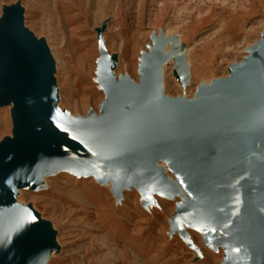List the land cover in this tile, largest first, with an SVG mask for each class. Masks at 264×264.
<instances>
[{"label": "water", "instance_id": "obj_1", "mask_svg": "<svg viewBox=\"0 0 264 264\" xmlns=\"http://www.w3.org/2000/svg\"><path fill=\"white\" fill-rule=\"evenodd\" d=\"M20 14L6 8L0 20V83L13 105V139L0 144V264H43L54 248L48 225L11 202L8 184L37 189V178L64 170L95 174L113 192L132 184L145 197L166 195L175 187L155 159L194 201L177 206L171 231L191 245L180 225L202 230L206 245H221L224 264H264V44L231 66L228 79L172 100L160 93V39L141 60L138 86L114 83L99 41L105 102L99 118L71 119L49 103L52 63L43 42L21 28Z\"/></svg>", "mask_w": 264, "mask_h": 264}, {"label": "rangeland", "instance_id": "obj_2", "mask_svg": "<svg viewBox=\"0 0 264 264\" xmlns=\"http://www.w3.org/2000/svg\"><path fill=\"white\" fill-rule=\"evenodd\" d=\"M14 7L21 11V28L57 57L54 108L81 120L99 118L105 102L96 74L99 35L108 57H115V80L127 76L134 86L140 84L139 62L160 39V93L187 100L226 78L247 49L260 46L264 31V0H0V20L4 9ZM179 49L188 67L180 81L173 58ZM9 139L12 120L1 106L0 144ZM80 180L75 186L73 176L59 173L44 182V190L15 196L14 205L55 233L58 252L48 264H224L223 249L207 248L198 233L187 230L193 246L171 231L182 199L153 197L143 207L132 188L115 198L109 186Z\"/></svg>", "mask_w": 264, "mask_h": 264}, {"label": "bare ground", "instance_id": "obj_3", "mask_svg": "<svg viewBox=\"0 0 264 264\" xmlns=\"http://www.w3.org/2000/svg\"><path fill=\"white\" fill-rule=\"evenodd\" d=\"M20 17H21V14H20ZM263 32H264V31H263ZM98 40H99V41L103 40V38H102L101 35L98 36ZM262 40H263V38L261 37V41H262ZM263 44H264V42L262 41L259 47H261V45H263ZM259 47H257L256 49H258ZM103 48H104V51H105L106 56H107V58H108V61H109V63H110V70H109V73H110V75L112 76L114 83L117 84L118 82L115 80L114 75L111 73L112 70L114 69L115 57L109 58V57H108V53H107L106 48H105V45H103ZM98 53H99V57H100L99 49H98ZM162 53H163V55H164V53H165L164 48H163V50H162ZM162 53H161V54H162ZM48 54H49V57H50V60H51V63H52V70H51V73H50V74H51V77H52V79H53V74H54V64H57V63H58V60H57V57H56L55 55L51 56L49 52H48ZM250 54H251V50L247 49V51H246V55H245V56L242 58V60H241L239 63H237L236 65L239 66V65L245 63V62L247 61V59H248V57H249ZM148 55H149V54H148ZM173 58H176V59H177V60H176L177 62H176L175 65H174V72L176 73V75H177V77L179 78V81H180L181 79H184V78L186 77L187 73H188V67H187V65H186V63H185V60H184V58H183L182 50L179 49V52H178V53H176V54L173 53ZM98 59H99V58H98ZM98 59H97V60H98ZM162 60H163V59L160 60L161 65H160V68H159V77H160V79H161V76L163 75V70H164V65H165L164 62L162 63ZM96 63H97V61H96ZM96 65H97V64H96ZM138 68H141V64H140V62H139V66H138ZM228 77H229V69H228L227 77H226V78H223V79H217V80H226V79H228ZM124 78H127V79L130 81V79H129L127 76H124ZM6 80H7V82H9V79H8L7 77H6ZM213 81H215V80H213ZM135 85H137V84L135 83ZM160 89H162L161 84H160ZM48 91H49V97H50V102H49V103H50L51 107L54 108V106H55V104H54V103H55V94H56V87H55V81H54V79H53V84L50 85V86H48ZM0 94H1V95L5 98V100H6V105H5V107H6V109L9 108V118L12 120V115H13V114H12V110H13L12 99H11L10 95L8 94V92H7V88H6L5 85L2 84V83H0ZM195 94H196V93H195ZM195 94L193 95V97L195 96ZM193 97H192L191 99H193ZM191 99H187V100H191ZM95 117L97 118V116H95ZM12 129H13V123H12ZM8 141H11V139H9ZM260 148H261V142H255V149H256V152H257V153L260 152ZM153 165H154L157 169H159V170L161 171V174H162V176L164 177V179H165L167 182L171 183V184L175 187L174 190L169 191L168 194H166V195H164V194H159V193H157V192H150V193L148 194V196L145 197V196H144V193L138 191V189L135 188L132 184H128L126 187L119 189L117 192H113V191H112V183H111L110 181H107V182H105V183L100 182L99 179L97 178V176H96L95 174H93V175H89V176H77V175H75V174H73V173H71V172L64 171V170H57V171H54L53 173L46 174V175H44V176H41V177L37 178V179H36V182H37V189H30V191H31V192H38V191L44 190V189L46 188V187L44 186V182H45L47 179H49L50 177H54V176L58 175L59 173H62V174H63V173H66V174H69V175L73 176V182H74L75 186H78V185L81 184L82 180H80V178H90V177H91V178H92L97 184H99V185H101V186H109V188H110V190H111V193L113 194V196H114L115 198H117L118 196H120V195L122 194L123 191H127V190H130V188H132V189H134V190L139 194L140 199H141V203H142L143 207H146V206L150 205V203L153 201V197H158V198L165 199V200H168V201H171V200H173L174 198H179V199H182V200H184V201H190L191 203H194V201H193L192 199H189V198L186 196V194L184 193V191L182 190V188L177 184L175 177H174V176L168 171V169L166 168V166H165V164L163 163V161H161V160H159V159H155V160L153 161ZM166 172H167L172 178H170V177L166 174ZM7 187H8L9 192H10L11 202H12V203H14V201H15L14 199H15L16 194H18V193L20 192L19 190H25V188H19V187H16V186L12 185V184H8ZM75 193H76V192H75ZM72 194H73V193H72ZM74 197L77 198V197H79V196H78L77 193H76V194L74 195ZM70 198H71V197H70ZM78 199H79V198H78ZM79 202L82 203L81 200H79ZM84 204H85V203H84ZM82 206H83V204H82ZM170 219H171V218H170ZM170 222H171V220L169 221V225H170ZM179 229L185 234V236H186L185 240L188 241L189 244L193 245V244H192V240H190V238H189V235H188V233H187V232H188L187 230H191V231H194V232L198 233L199 236H200V238H201L202 243L205 244V239H204V236H203L202 230H200V229L198 230L197 228H193V227H188V226H186L185 224H181ZM51 233H52V242H53V246H54V248H53V250H51V251H49V252L46 253V255H45V257H44V262H43V264H48L49 259L53 256V254H56V253L58 252V246H57V244H56V242H55V233H54L53 231H51ZM174 233H175L176 235H178V236L184 241V238H182V237L180 236V232H179V231L176 230V231H174ZM215 235H216L217 237L221 238V235H220V233H219L217 230L215 231ZM205 245H206V244H205ZM193 246H194V245H193ZM206 246H207V248H210V249H212V250L222 249L221 245H216V246L211 247V245L209 244V245H206Z\"/></svg>", "mask_w": 264, "mask_h": 264}, {"label": "snow or ice", "instance_id": "obj_4", "mask_svg": "<svg viewBox=\"0 0 264 264\" xmlns=\"http://www.w3.org/2000/svg\"><path fill=\"white\" fill-rule=\"evenodd\" d=\"M58 127H59V124L57 125ZM61 130H63V129H61ZM95 154V153H94ZM29 219L30 220H34V218L33 217H31V216H29ZM199 230V229H198Z\"/></svg>", "mask_w": 264, "mask_h": 264}]
</instances>
